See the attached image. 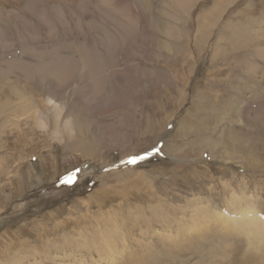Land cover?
Wrapping results in <instances>:
<instances>
[{
	"label": "rangeland",
	"instance_id": "rangeland-1",
	"mask_svg": "<svg viewBox=\"0 0 264 264\" xmlns=\"http://www.w3.org/2000/svg\"><path fill=\"white\" fill-rule=\"evenodd\" d=\"M75 45L113 63L99 85L110 93L81 98L65 82L60 118L44 98L33 109L39 78L25 64L49 63L34 50L66 58ZM257 86L264 0H0V264H264V247L215 225L235 202L264 223V135L254 166L218 147L231 130L258 131L247 117H263L264 98L239 90ZM216 97L228 101L208 112L212 156L184 122L199 125Z\"/></svg>",
	"mask_w": 264,
	"mask_h": 264
},
{
	"label": "bare ground",
	"instance_id": "bare-ground-1",
	"mask_svg": "<svg viewBox=\"0 0 264 264\" xmlns=\"http://www.w3.org/2000/svg\"><path fill=\"white\" fill-rule=\"evenodd\" d=\"M37 50V49H36ZM39 52H35L34 50V58L36 61L42 60H49V63H27L25 65H28L33 68V70L37 71L38 74V81L35 84L34 91L35 94V100H33V109L36 107L40 108V104L42 102V98L46 103V106L49 108L48 111H51L56 114V118H60L61 115V106L57 103L56 99L60 98L58 94L64 91L65 89V82H68L70 84L69 88L71 87L72 81H75L78 83V87L75 90L76 94L79 95L81 98H91L93 96L101 95L103 92L104 94H109L110 91H106L103 89L100 90L99 85L105 84L107 82V79H105V76H102V71L104 67H111L113 63H109L108 60L102 61L99 57V53H96L95 49L93 48H87L85 45L77 47L76 45L73 46V50L69 52V56H66V58L62 57H56L53 53H56V49L51 48L50 51H47L45 49H38ZM52 56L50 57V55ZM59 54V53H58ZM52 57H55L52 58ZM71 59L72 63L69 62ZM16 60H14L15 62ZM56 62V63H55ZM58 62V63H57ZM10 65L17 64V63H7ZM240 68V67H239ZM105 69V68H104ZM107 69V68H106ZM239 70V69H238ZM237 71V70H236ZM112 72V71H111ZM114 72V71H113ZM115 76V74H112ZM111 75V76H112ZM44 77V79H41ZM47 80L48 84L43 85L41 83L42 81ZM232 83L233 81H228ZM238 82V81H237ZM46 84V83H45ZM216 86H219V83L216 84ZM261 86V85H259ZM239 87V90L241 92L244 91V89L248 91V97L252 96H258V99L260 96H263L264 98V91H261V89L264 87ZM73 87V86H72ZM110 90V89H109ZM235 90L237 88L235 87ZM74 92V91H73ZM106 92V93H105ZM185 93V92H184ZM239 93V92H237ZM260 93V94H259ZM75 94V95H76ZM102 94V95H104ZM179 98L174 101L173 107L180 105V107L185 103L187 94H183L181 91ZM239 96H243L239 94ZM244 97V96H243ZM235 97H232L229 109L234 111L235 113H238L241 109H237V104L231 103L234 100ZM207 100L203 114L201 118L198 120L199 125H196L195 127L189 125V121L184 122V124L187 125V129L195 128L194 130L198 133V130H202V132L198 133L199 135H195L194 139L197 140V143H199L200 148H205L209 151V154L213 156V151L215 150L216 142L212 140H207V138L203 135H206L204 132H208L209 129H211V123H214L215 116L218 114V112H221V110L224 108L225 104L228 100H225L224 98L219 97V103H216L215 101L218 99L217 97L213 99L211 98H205ZM216 99V100H215ZM221 99V100H220ZM75 101V100H74ZM81 101H87L84 99L77 100V103H80ZM218 101V100H217ZM236 101H238L236 99ZM238 103V102H237ZM257 103V102H256ZM83 104V102L81 103ZM78 105V104H77ZM255 106L251 108V110H260L261 104H254ZM76 108V109H75ZM179 108V107H178ZM178 108L176 110H178ZM74 110H71L69 114L74 113V120L73 123L79 127L81 123V114L82 110H88V106H74ZM47 110V109H46ZM250 111V110H249ZM177 111H175L176 113ZM216 112V115L212 114L211 120H209V113ZM245 112V111H244ZM261 112L264 114V112L261 110ZM253 113V112H252ZM250 113V114H252ZM174 114V112H171L167 115V118H171V116ZM248 114V112L246 113ZM253 115V114H252ZM260 115V114H259ZM261 116V115H260ZM249 120V123L252 125H257L259 127L258 131H248L244 130V132H234L233 130L229 131L233 135V137L228 138L229 144H224V139L220 141L218 147H222L223 149H230V151H233L235 153H247L246 154V162L254 166V163L256 160L254 159V152L257 155V152L259 151L258 146L256 145V142L254 139L256 137H259L261 135H264V115L263 117H259L257 113H255L251 118L247 117ZM170 120V119H169ZM235 121V120H234ZM168 123V121H167ZM166 121H164L163 124H159L156 129L162 131L165 127L163 125L167 124ZM55 129H59V127L63 130L68 129V126L71 125V121L65 120L64 123L61 124L55 123ZM163 127V129H162ZM57 133V132H55ZM136 134V133H135ZM183 135V133L181 134ZM186 135V134H184ZM209 136V135H208ZM187 136H184L182 139H184ZM67 141V140H66ZM73 144V143H72ZM76 144V142H75ZM71 146V144H69ZM97 144L91 142L89 143V147L93 149ZM64 147V146H63ZM204 152L200 151V155H202ZM42 159V157H40ZM231 161L233 159H230ZM229 160V161H230ZM44 162V161H43ZM222 163L225 161H221ZM227 163V162H226ZM247 166V165H246ZM264 166V165H263ZM254 170V169H253ZM195 171V169H194ZM228 174V173H227ZM96 194V191L92 193L91 196L88 197L89 200H92L93 195ZM236 207L238 208L237 212L234 216H221L219 215L216 219L215 225H224L227 232L235 233L244 236L247 241L250 243V245L255 246L256 248H263L264 247V223L261 219H256L257 214L255 215V210H248L246 208L242 209L240 206L241 204L239 202H235ZM219 237H222L223 234H219ZM218 237V238H219Z\"/></svg>",
	"mask_w": 264,
	"mask_h": 264
},
{
	"label": "snow or ice",
	"instance_id": "snow-or-ice-1",
	"mask_svg": "<svg viewBox=\"0 0 264 264\" xmlns=\"http://www.w3.org/2000/svg\"><path fill=\"white\" fill-rule=\"evenodd\" d=\"M147 156H141V157H138V159H146ZM136 162V159H131V160H128L127 163L129 164H133ZM74 182V176H69L67 179L64 180V183L66 184H70V183H73Z\"/></svg>",
	"mask_w": 264,
	"mask_h": 264
}]
</instances>
